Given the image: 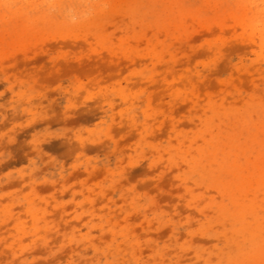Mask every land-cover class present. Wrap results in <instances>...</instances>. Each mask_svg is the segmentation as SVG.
<instances>
[{"label": "rangeland", "instance_id": "rangeland-1", "mask_svg": "<svg viewBox=\"0 0 264 264\" xmlns=\"http://www.w3.org/2000/svg\"><path fill=\"white\" fill-rule=\"evenodd\" d=\"M0 264H264V0H0Z\"/></svg>", "mask_w": 264, "mask_h": 264}]
</instances>
